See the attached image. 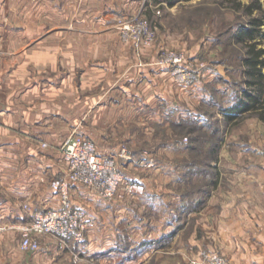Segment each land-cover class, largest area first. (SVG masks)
I'll list each match as a JSON object with an SVG mask.
<instances>
[{
    "label": "crops",
    "instance_id": "crops-1",
    "mask_svg": "<svg viewBox=\"0 0 264 264\" xmlns=\"http://www.w3.org/2000/svg\"><path fill=\"white\" fill-rule=\"evenodd\" d=\"M43 1L38 9L32 0L0 1V264H72L77 249L90 264H131L130 247L119 244L124 237L150 240L154 231L146 229L152 225L146 216L133 215L128 198L157 210L159 190L129 195L120 187L114 199L104 200L84 187L71 188L72 204L91 223L78 246L40 236V250L22 251L20 232L7 227L59 207L52 183L66 173L60 147L69 136L89 138L108 156L122 147L112 143L116 125L123 128L132 113L141 112L132 99L149 103L154 112L157 98H170L173 107L180 95L201 93L199 86H179L167 67L156 64L151 47L139 50L145 63L138 62L113 26L117 17L185 1L81 0L70 12L65 3L55 9L46 2L56 0ZM241 125L220 150V183L203 208V223L218 226L221 255L230 264H264V123ZM165 219L160 215L155 224ZM118 255L123 260L112 262Z\"/></svg>",
    "mask_w": 264,
    "mask_h": 264
},
{
    "label": "rangeland",
    "instance_id": "rangeland-1",
    "mask_svg": "<svg viewBox=\"0 0 264 264\" xmlns=\"http://www.w3.org/2000/svg\"><path fill=\"white\" fill-rule=\"evenodd\" d=\"M80 1L56 0L46 3L54 4L55 9L65 3L70 12L78 8ZM183 1L172 8L156 9L154 13L141 9L142 16L152 27H156L149 46L123 42L113 23L119 40L131 45L138 62L145 63L140 59L139 50L151 47L157 52L156 64L167 67L179 86L201 88L198 96L195 94L193 97L190 93L180 95L173 107L167 103L170 98H157V110L154 112L149 110V103L145 104L139 98L132 99L141 112L132 113L131 120L126 121L123 128L118 123L113 132L110 130L114 133L112 143L126 148L134 158L132 164L125 163L124 158L118 159L122 175L134 182H144V191L147 188L159 190L154 196L156 199H153H159L160 209L157 210L144 209L142 203L138 202L139 197L128 198L133 215L136 218L146 216L152 223H148L146 229L154 231L150 240L146 238L140 242L124 237L126 240L119 244L120 247H130L131 264H188L189 257L193 255L201 256L209 252L222 254L217 239L218 226L203 223V208L213 194L216 196L213 192L220 183L219 153L224 143L228 145L229 141L226 140H232L235 136L236 126L257 120L253 116H246L231 125L224 122L222 115V109L231 106L241 90L239 54L242 49L234 34L242 16L232 9L228 0ZM239 1L244 3L248 0ZM43 2L40 0V7L37 4L36 9L44 8L41 5ZM67 26H70L69 22ZM173 56L182 57L180 68L190 74L189 83H183L172 75L174 66L169 59ZM243 126L246 125H241L239 130ZM215 145H218L216 160L215 156H209V148ZM177 153L183 155L177 156ZM148 162H151L150 167L143 166ZM171 195L177 196L179 203L176 200L171 202ZM160 215L166 218L165 222L155 224ZM176 216L177 224L171 225ZM54 239L62 244L58 238ZM144 252L148 255L142 259ZM121 259L118 255L111 260L118 262ZM75 264L90 263L82 261L81 256Z\"/></svg>",
    "mask_w": 264,
    "mask_h": 264
},
{
    "label": "built area",
    "instance_id": "built-area-1",
    "mask_svg": "<svg viewBox=\"0 0 264 264\" xmlns=\"http://www.w3.org/2000/svg\"><path fill=\"white\" fill-rule=\"evenodd\" d=\"M114 25L123 42L137 46H149L153 42L156 27H152L140 13L127 18L117 17ZM181 61V56H173L169 59L174 66L172 75L187 84L190 82V74L180 68ZM60 150L66 163V173L52 183V188L59 196V207L44 212H34L30 221L7 227L20 232L21 250L32 252L39 250L40 236L58 238L66 247L70 246V243L78 246L85 241L91 223L86 218V212L72 204L71 188L84 187L97 193L104 200L114 199L120 187H123L129 195L143 190V184L126 179L119 170V158L132 159L131 154L124 147H121L117 153L102 156L92 140L82 135H72L63 142ZM143 166L150 167L151 162L143 163ZM81 254L82 251L79 249L72 252L73 264L80 260ZM189 264H230V262L216 252H209L191 258Z\"/></svg>",
    "mask_w": 264,
    "mask_h": 264
},
{
    "label": "trees",
    "instance_id": "trees-1",
    "mask_svg": "<svg viewBox=\"0 0 264 264\" xmlns=\"http://www.w3.org/2000/svg\"><path fill=\"white\" fill-rule=\"evenodd\" d=\"M228 2L242 16L234 34L242 49L239 54L242 85L231 106L222 109L223 119L225 123L235 125L244 117L253 116L264 123V0ZM217 150L218 145L209 148V156H215L214 160Z\"/></svg>",
    "mask_w": 264,
    "mask_h": 264
}]
</instances>
